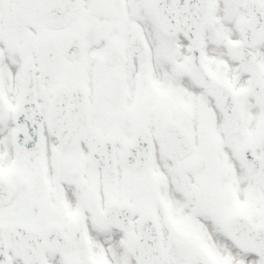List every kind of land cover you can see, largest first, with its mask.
I'll return each mask as SVG.
<instances>
[{
    "label": "snow or ice",
    "instance_id": "6c2138e0",
    "mask_svg": "<svg viewBox=\"0 0 264 264\" xmlns=\"http://www.w3.org/2000/svg\"><path fill=\"white\" fill-rule=\"evenodd\" d=\"M0 264H264V0H0Z\"/></svg>",
    "mask_w": 264,
    "mask_h": 264
}]
</instances>
